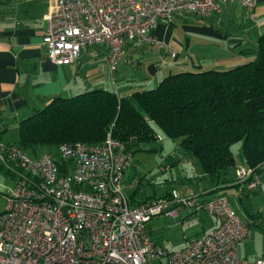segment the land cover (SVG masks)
<instances>
[{"label":"built area","instance_id":"2783aa9c","mask_svg":"<svg viewBox=\"0 0 264 264\" xmlns=\"http://www.w3.org/2000/svg\"><path fill=\"white\" fill-rule=\"evenodd\" d=\"M227 3L251 10L256 0H55L43 35L47 58L70 64L83 46L102 45L114 69L128 40L174 55L150 35L158 19L210 15ZM56 150L61 165L49 152L29 155L0 132V165L14 180L0 210V264H264V257L240 258L248 229L225 194L202 200L173 189L131 206L122 187L132 159L124 142L108 132L101 143H61ZM255 172L238 166L236 183L256 186ZM184 208L215 216L218 225L168 250L151 237L149 221Z\"/></svg>","mask_w":264,"mask_h":264},{"label":"crops","instance_id":"0c3cea01","mask_svg":"<svg viewBox=\"0 0 264 264\" xmlns=\"http://www.w3.org/2000/svg\"><path fill=\"white\" fill-rule=\"evenodd\" d=\"M54 3L55 0H0L1 138L4 132H9L13 138L19 121L43 108L55 96L70 97L94 88L108 89V82L112 81L114 84L116 80L114 72L117 69L112 70L106 58V49L102 45L83 46L80 56L70 64L57 65L48 60L43 35L46 16ZM262 34L264 0H256L251 10L235 3H227L221 6L218 13L210 15L174 14L170 20L158 19L150 35L165 42L174 51V55L156 45L128 40L122 48L117 66L122 67L124 53L125 56L127 54L137 56L139 51L142 54L148 48L158 49L155 52L157 58L161 54L163 60L166 59L164 56L170 57V63L160 60L158 67L150 64L148 76L130 78L121 74L118 81L120 87L113 85L110 89L123 95L133 89L152 88L167 71L198 66L229 68L243 64L254 58L257 40ZM140 64L139 62L138 65ZM5 141L11 142L12 139ZM259 173L262 178L264 172ZM203 178L204 181L196 184L201 193H204L202 200L225 194L229 201L232 198L243 207L239 213L234 207L237 215L248 227V236L239 245L240 258L251 261L264 257V213L252 206L247 209L244 205V201L249 200L251 196L254 198L264 196V181L260 179L255 188L248 189L246 185L234 181L224 187L221 184L213 186L209 178L201 176V179ZM188 186L185 185L179 192L196 193L197 190H192ZM213 188L221 189L213 191ZM135 194L136 192L132 191L128 196L131 206L156 196L137 200ZM2 198L0 210L5 204V197ZM261 206H264V203H261ZM254 208L255 213L260 215L252 213ZM193 214L196 213L184 208L176 217L164 215L157 217H162L166 222L170 220L176 225H186L193 218L191 216ZM208 215L197 233L187 236L184 234L182 245L174 250L181 249L187 244L185 237L203 235L218 225V219ZM148 230L157 243L165 246L154 237L155 229L152 225L148 224Z\"/></svg>","mask_w":264,"mask_h":264},{"label":"trees","instance_id":"16d2710c","mask_svg":"<svg viewBox=\"0 0 264 264\" xmlns=\"http://www.w3.org/2000/svg\"><path fill=\"white\" fill-rule=\"evenodd\" d=\"M194 68L172 70L156 87L133 89L123 95L94 88L70 97L55 96L19 121L10 143L34 156L41 147L57 149L65 142L101 143L110 132L134 153L160 131L167 137H180L186 153L199 160L201 176L209 178L213 186L236 182L235 167L239 164L261 171L264 34L258 38L250 61L229 68ZM239 141L242 163L231 150ZM51 154L61 165L57 152ZM0 169L10 175L1 165Z\"/></svg>","mask_w":264,"mask_h":264},{"label":"rangeland","instance_id":"374dc122","mask_svg":"<svg viewBox=\"0 0 264 264\" xmlns=\"http://www.w3.org/2000/svg\"><path fill=\"white\" fill-rule=\"evenodd\" d=\"M157 50L158 49L156 48H148L142 54L139 51V53H137V56H131L130 54H127V56H125L124 53L122 60L123 65L121 68L118 67L117 61L116 65L114 66V69H117V71L114 72L116 80L114 81V84L112 83V81L108 82V89L112 88L113 85H117L118 87H120L118 81L121 79L119 77V75L121 74L129 76L130 78H137L141 75L148 76V74L150 75V70L148 67L150 64H155V66L158 67L160 60H165L170 63V57L164 56V58L166 59L163 60V55L161 54L157 58V55L155 54ZM156 58L159 60H157ZM139 62L141 63L140 65H138ZM202 67H204L203 69L210 68V66ZM165 73L167 74L169 72L167 71ZM154 85L155 86L152 87L157 86V84ZM2 139L11 140L13 138L11 137L9 132H4ZM231 150L237 162L242 163L243 156L241 153V141L232 144ZM39 151L40 153L47 151H49L50 153L57 152L55 148L46 147H41ZM241 165L243 164H239L235 167V177L236 169ZM261 172H264V168L261 169ZM201 175L202 172L199 160L197 159V157L188 155L186 153V151L180 144V137H167L163 133L158 131V133L155 134L154 138L150 142H147L143 145L142 149L132 153L130 165L125 170L123 175L122 187L127 196H130L132 191H135V199L140 200L150 198L154 195L159 196L162 193L171 191L173 189L182 191L185 185H189L188 187H190L192 190L195 189L197 191L196 193L192 192L191 194L189 192L188 194L184 195L191 194L192 196L196 194L201 198L204 193H201V191L196 187V184L198 182L204 181V178L201 179ZM254 178L256 182L260 181V179H262L261 181H264V176H262L261 178L259 172H255ZM13 185L14 180L7 174H5L2 169H0V200L3 199L2 196L5 197L6 192ZM253 188H255V186L248 189ZM217 190L219 191V189ZM230 203L233 209L234 207H236V211L238 213L240 209H243V207L236 203L232 198H230ZM261 203H264V196L258 198H254L253 196H251L249 200L244 201V205H246L247 209L252 206V208L255 207L257 210L264 213V208H262L264 206H261ZM1 208L2 204L0 202V209ZM255 208L252 213L257 216L260 215L255 213ZM207 215V213L203 212L199 214H193L191 215L193 216V218H191L186 225H176L170 220L166 222V220H164L162 217H154L149 221V225H152L153 229H155L154 237L163 242V245L166 246V249L174 250L182 245L184 234H186L187 236L195 235L194 233H197V231L201 228V223L207 220V218H205L207 217ZM148 264H165V260H149Z\"/></svg>","mask_w":264,"mask_h":264}]
</instances>
